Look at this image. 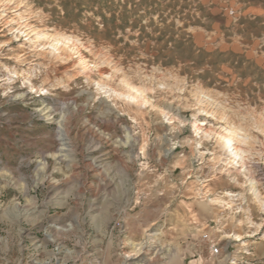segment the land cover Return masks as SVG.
Listing matches in <instances>:
<instances>
[{
	"label": "rangeland",
	"instance_id": "374dc122",
	"mask_svg": "<svg viewBox=\"0 0 264 264\" xmlns=\"http://www.w3.org/2000/svg\"><path fill=\"white\" fill-rule=\"evenodd\" d=\"M0 264H264V0H0Z\"/></svg>",
	"mask_w": 264,
	"mask_h": 264
},
{
	"label": "bare ground",
	"instance_id": "6f19581e",
	"mask_svg": "<svg viewBox=\"0 0 264 264\" xmlns=\"http://www.w3.org/2000/svg\"><path fill=\"white\" fill-rule=\"evenodd\" d=\"M133 92L134 93H136L137 95L134 97V98H138V96H139V92H138V90H135V88L133 89ZM227 130V129H226ZM228 134H229V136H233V135H235V131L232 129V130H228ZM229 139H227V140H224L223 142H222V145H223V147L224 148H226V149H232V145H233V141H232V137H228ZM64 144H67V143H64ZM232 151H234L233 149H232Z\"/></svg>",
	"mask_w": 264,
	"mask_h": 264
},
{
	"label": "built area",
	"instance_id": "2783aa9c",
	"mask_svg": "<svg viewBox=\"0 0 264 264\" xmlns=\"http://www.w3.org/2000/svg\"><path fill=\"white\" fill-rule=\"evenodd\" d=\"M204 237L207 238V236H204ZM213 252H214L215 254H218L219 249H218L217 247H213Z\"/></svg>",
	"mask_w": 264,
	"mask_h": 264
}]
</instances>
